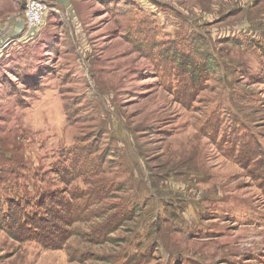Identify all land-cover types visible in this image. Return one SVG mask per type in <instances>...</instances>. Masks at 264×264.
<instances>
[{"label":"rangeland","instance_id":"obj_1","mask_svg":"<svg viewBox=\"0 0 264 264\" xmlns=\"http://www.w3.org/2000/svg\"><path fill=\"white\" fill-rule=\"evenodd\" d=\"M26 1L0 0V264H264V0H46L31 30ZM37 200L39 228L10 204Z\"/></svg>","mask_w":264,"mask_h":264},{"label":"trees","instance_id":"obj_2","mask_svg":"<svg viewBox=\"0 0 264 264\" xmlns=\"http://www.w3.org/2000/svg\"><path fill=\"white\" fill-rule=\"evenodd\" d=\"M40 199H41V201L44 200L43 198H40ZM48 199H49V201H51L50 200L51 199L50 196H48ZM13 203L14 202H10V204L13 205V207H15L14 209L16 211V214L20 215V216L22 215V217L24 218V224L32 225V226L35 225V226H37L36 228H39L41 226L42 221L41 220H37L36 216L34 215V213L37 210L39 211V209H42L46 205L45 202L42 203L39 200H37L35 202L25 203L23 206H20L19 204L17 205V203L16 204H13ZM25 210H29V211L31 210V211H33V213L30 214V213L26 212ZM45 211L47 213L48 210H45ZM24 214H28V215L26 216ZM52 217H53V219H59L60 220V218H58V216H56L55 214H53ZM44 223L46 224L45 228L42 230L41 233L36 234L35 237L33 238V240L35 242H40V241H42V239H48L47 236L43 235V233L46 232L47 228H54L55 227L50 222H46L45 221ZM38 224H40V225H38ZM39 239H41V240H39Z\"/></svg>","mask_w":264,"mask_h":264},{"label":"built area","instance_id":"obj_3","mask_svg":"<svg viewBox=\"0 0 264 264\" xmlns=\"http://www.w3.org/2000/svg\"><path fill=\"white\" fill-rule=\"evenodd\" d=\"M47 11L46 0H27L23 10V18L28 30L39 27Z\"/></svg>","mask_w":264,"mask_h":264}]
</instances>
